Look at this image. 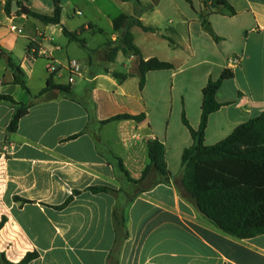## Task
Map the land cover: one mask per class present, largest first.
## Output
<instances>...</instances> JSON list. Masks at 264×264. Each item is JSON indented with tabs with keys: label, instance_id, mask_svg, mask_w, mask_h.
<instances>
[{
	"label": "crops",
	"instance_id": "1",
	"mask_svg": "<svg viewBox=\"0 0 264 264\" xmlns=\"http://www.w3.org/2000/svg\"><path fill=\"white\" fill-rule=\"evenodd\" d=\"M7 1L0 0V46L7 52L0 58V94L34 103L11 130L16 108L0 102V144L12 146L10 156L0 157V220L7 218L0 254L17 263L37 252L26 264H264V234L238 238L214 225L184 186L182 164L184 150L196 143L190 127L200 126L203 89L225 69L234 76L217 92L222 106L209 116L204 144L264 111V0H226L234 14L208 0H159L152 9V0H140V7L134 0H62L60 24L31 15H52V0H27V13L10 0V14ZM121 13L159 29L132 27L144 59L173 64L149 71L142 88L139 56L119 51L110 60L103 47L118 43L113 19ZM9 56L30 92L16 83ZM72 59L81 73L70 82ZM49 78L64 88L37 98ZM118 114L145 117L109 120ZM147 139L165 144L170 178L131 201L135 187L117 158L132 179H141L151 162ZM156 178L152 172L147 182ZM118 205L129 233L122 241Z\"/></svg>",
	"mask_w": 264,
	"mask_h": 264
},
{
	"label": "trees",
	"instance_id": "2",
	"mask_svg": "<svg viewBox=\"0 0 264 264\" xmlns=\"http://www.w3.org/2000/svg\"><path fill=\"white\" fill-rule=\"evenodd\" d=\"M26 1L17 0V4L22 8ZM134 1L138 7L141 6L140 0ZM208 1L212 2L213 7L223 5L229 14L235 13V9L226 0ZM52 2L54 4L52 15L36 12H31V15L48 24H60L63 13L62 0H52ZM158 2L159 0H152L147 8H154ZM11 4L10 0L6 2L8 14L11 13ZM139 13L140 11H138ZM136 25L145 31L157 32L159 30L157 27L145 25L137 15L121 13L113 19L114 30L121 33L118 43L108 40L103 47L108 50L110 60H114L119 51L125 55L139 56L140 87L142 88L149 71L170 69L173 68V64L157 57L149 59L142 57V51L135 43V37L131 30ZM63 30L68 36L84 43L78 39L76 33L70 32L66 28ZM164 37L168 38L166 35ZM216 38L219 39L217 36ZM5 54H7L6 50L0 46V58ZM8 66L13 70L16 69V83L30 92L23 73L18 74V71H22L12 56L8 57ZM114 75L119 78L127 77L125 73L115 72ZM233 76L234 73L231 69H225L218 79L210 80L203 89L200 126L198 129L190 127L196 143L186 148L182 156L183 184L200 211L214 225L235 237L251 238L264 234V111L237 126L231 134L216 144H204L209 116L222 106L217 100V92L223 82ZM53 88L63 89L64 87L55 85L52 78H49L47 87L37 95V98L45 99L46 94ZM65 90L68 91L69 87H65ZM0 102H9L16 108L10 125L11 130L17 128L20 119L28 113L34 103L33 101L19 102L7 94H0ZM144 117V114H118L109 120L121 118L142 120ZM184 122L189 126L185 117ZM147 144L151 162L144 169L141 179H132L124 168L122 160L117 158L121 171L125 173L128 181L135 187L131 201L140 192L157 184L168 182L170 178L165 144L158 139H147ZM152 172H155L158 178L152 182H147V178ZM92 189L94 191L113 190L109 187H92ZM6 220L5 216L0 220V230ZM126 222L125 209L122 205H118L115 209V224L119 241L126 239L129 235ZM37 256V252H29L20 262L15 263L8 260L2 253L0 254V264H26Z\"/></svg>",
	"mask_w": 264,
	"mask_h": 264
},
{
	"label": "built area",
	"instance_id": "3",
	"mask_svg": "<svg viewBox=\"0 0 264 264\" xmlns=\"http://www.w3.org/2000/svg\"><path fill=\"white\" fill-rule=\"evenodd\" d=\"M12 29L16 30L17 27L13 26ZM18 30L21 31V29H18ZM231 61L234 63H238L239 59L233 58V59H231ZM48 69L50 71H55V70H57V66L54 65L53 62H49L48 63ZM68 69H69L70 73L72 74V76L70 77V82H72V81H74L73 75H77V74L81 73V64L78 60L72 59L69 61ZM11 153H12V146L11 145L0 144V157L7 158L8 156H10Z\"/></svg>",
	"mask_w": 264,
	"mask_h": 264
},
{
	"label": "water",
	"instance_id": "4",
	"mask_svg": "<svg viewBox=\"0 0 264 264\" xmlns=\"http://www.w3.org/2000/svg\"><path fill=\"white\" fill-rule=\"evenodd\" d=\"M22 10H23L24 13H27L28 12V7L24 5L23 8H22ZM205 29H207L209 31H212V27L210 26L209 23L205 25Z\"/></svg>",
	"mask_w": 264,
	"mask_h": 264
},
{
	"label": "rangeland",
	"instance_id": "5",
	"mask_svg": "<svg viewBox=\"0 0 264 264\" xmlns=\"http://www.w3.org/2000/svg\"><path fill=\"white\" fill-rule=\"evenodd\" d=\"M119 69H120V70H122V68H121V67H119Z\"/></svg>",
	"mask_w": 264,
	"mask_h": 264
}]
</instances>
